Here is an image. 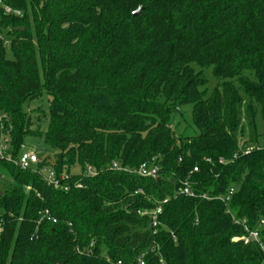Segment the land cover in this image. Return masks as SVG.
I'll return each mask as SVG.
<instances>
[{"label":"trees","instance_id":"16d2710c","mask_svg":"<svg viewBox=\"0 0 264 264\" xmlns=\"http://www.w3.org/2000/svg\"><path fill=\"white\" fill-rule=\"evenodd\" d=\"M194 65L218 80L207 96ZM44 95L32 134L23 107ZM258 109L264 126V0H0L6 155L28 137L53 151L36 171L0 159V264H264V148L233 159L257 145ZM151 162L156 179L133 173Z\"/></svg>","mask_w":264,"mask_h":264},{"label":"built area","instance_id":"2783aa9c","mask_svg":"<svg viewBox=\"0 0 264 264\" xmlns=\"http://www.w3.org/2000/svg\"><path fill=\"white\" fill-rule=\"evenodd\" d=\"M5 12L7 14H17L19 15L18 12L12 11L10 8L5 7ZM5 128L0 127V159L7 160L8 162H13L15 165L19 166L23 170H30L33 169L36 171L40 159L37 156L36 153L27 150L24 146L22 147V152L20 153L19 157L17 159H13L10 155H6V151L8 150L9 142H10V136L8 132H4ZM263 146L260 145H248L246 147H240V150L238 153H236L233 157V159H237L241 156H247L251 154L254 150L258 149H263ZM220 163H225V160H221ZM113 170H123L119 165H114ZM160 172V167L155 164V162L143 164L137 171L133 172L139 175L140 177L147 178V179H156L159 175ZM194 172H198V168H194ZM41 174L44 175V179L47 182L48 185L53 186L54 188L58 189L61 188V183L60 180L57 178V175L54 170L49 169L42 171ZM97 172L92 169L91 167H87L86 170L83 173L84 177H93L96 176ZM69 176L67 174H62L61 180H68ZM77 188H81V186H77ZM65 190H68L67 187L64 188ZM236 190L234 188H231L227 195L218 198L219 200L229 203L231 200V197L235 194ZM179 195H183L186 197H191L194 198L196 197L194 191L192 190V184L187 180L181 183V188L178 192ZM206 198V196H204ZM168 200L163 201L162 204L167 203ZM162 213V207L159 206L155 211L147 213L149 216L152 218V225L153 227H157L159 225L158 221V216L161 215ZM146 215V214H142ZM44 219H47L48 221H52L53 223H57L56 219L52 218L49 214L48 211L44 213ZM260 225H264V220L260 222ZM1 232V228H0ZM233 242H239L243 241L245 244L250 243L251 241L255 242H260V235L258 231H251L249 232V236H244V237H235L232 239ZM118 264H122L121 262H118ZM139 264H145L144 262V255L140 257L139 259Z\"/></svg>","mask_w":264,"mask_h":264},{"label":"rangeland","instance_id":"374dc122","mask_svg":"<svg viewBox=\"0 0 264 264\" xmlns=\"http://www.w3.org/2000/svg\"><path fill=\"white\" fill-rule=\"evenodd\" d=\"M9 52V51H8ZM10 56V53H8ZM194 69L197 73L201 74V77L205 80H207L208 84L206 87L202 88L200 90L203 95H209L218 85V80L213 76L212 69H201L198 66L194 65ZM49 101L50 97L47 95H44L43 97L34 100L28 104H26L23 107L24 113L28 114V116L31 117V124H30V131L33 133H44L47 131L48 127V113H49ZM185 118L178 120V124L180 125V132L182 133L188 127L191 125V111L189 108H185ZM26 116V117H28ZM4 118L3 116H0V121H2ZM257 126H258V132L261 135L259 137V141L257 145L263 146L264 145V126H263V114L260 109H258V116H257ZM7 121V120H6ZM4 120L0 123V127H3ZM8 123V121H7ZM10 125V123H8ZM193 128V127H192ZM24 146H26L27 150L32 151L37 154V156L44 160V158L51 156L53 154V151L47 147L44 143V141L41 138L38 137H28L24 143ZM71 173L73 176H81L84 173V170L81 169L79 165H76L72 168ZM1 178V177H0ZM6 181L7 179H0V187L1 182ZM2 188V187H1Z\"/></svg>","mask_w":264,"mask_h":264},{"label":"water","instance_id":"95a60500","mask_svg":"<svg viewBox=\"0 0 264 264\" xmlns=\"http://www.w3.org/2000/svg\"><path fill=\"white\" fill-rule=\"evenodd\" d=\"M140 12H141V9L139 8L135 13H134V16H137V15H139L140 14Z\"/></svg>","mask_w":264,"mask_h":264}]
</instances>
